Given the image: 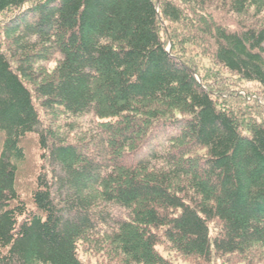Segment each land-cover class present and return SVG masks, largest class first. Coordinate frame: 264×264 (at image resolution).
<instances>
[{
    "label": "trees",
    "instance_id": "1",
    "mask_svg": "<svg viewBox=\"0 0 264 264\" xmlns=\"http://www.w3.org/2000/svg\"><path fill=\"white\" fill-rule=\"evenodd\" d=\"M2 17L0 264H90L83 246L110 264H175L161 248L264 264V121L188 55L264 92V0H0Z\"/></svg>",
    "mask_w": 264,
    "mask_h": 264
},
{
    "label": "rangeland",
    "instance_id": "2",
    "mask_svg": "<svg viewBox=\"0 0 264 264\" xmlns=\"http://www.w3.org/2000/svg\"><path fill=\"white\" fill-rule=\"evenodd\" d=\"M1 19L5 18H0ZM1 24V23H0ZM169 30L172 31V26L166 23ZM179 29H182L179 26ZM169 49L171 45H168ZM194 50V51H192ZM198 51L195 47L190 46L188 49V55L192 60H197L201 63L202 77L207 79L210 84L215 85V89L218 92L216 98H221V101L225 103L226 106L230 107L232 110L238 114L240 120H245V122L264 121V92L258 87L257 84L246 82L240 77L230 74L221 68L218 64L212 61L211 57H198L196 56ZM41 66L47 72H52L56 66L54 62H46L41 64ZM222 92V93H220ZM222 94H229L227 98H223ZM225 99V101H223ZM241 113H244L243 115ZM248 113V114H247ZM27 149V159L25 162L18 163L19 179L18 187L19 190L24 194L28 195L30 191L34 188L35 179L40 170V153L37 144L33 141H29L26 145ZM86 246H83L80 251V257L82 260L89 262L90 264H110L109 260L104 256L102 252L87 250ZM162 253L171 258L175 264H188L182 258L178 257L175 253L164 251L163 248L160 249ZM230 264H246L241 262L240 259L233 258L229 261ZM215 264H227L225 260L218 259ZM257 264V263H256Z\"/></svg>",
    "mask_w": 264,
    "mask_h": 264
}]
</instances>
